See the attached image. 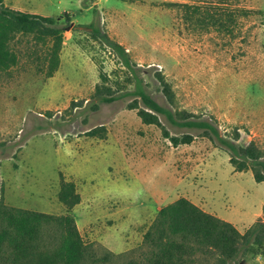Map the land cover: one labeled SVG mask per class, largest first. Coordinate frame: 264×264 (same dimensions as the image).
<instances>
[{"label":"rangeland","instance_id":"1","mask_svg":"<svg viewBox=\"0 0 264 264\" xmlns=\"http://www.w3.org/2000/svg\"><path fill=\"white\" fill-rule=\"evenodd\" d=\"M173 3L196 4L5 0L8 7L45 12L63 25L64 15H72L54 77L45 76L47 62L41 71V55L35 62L30 58V48L44 47L31 42L28 49L22 38L13 44L19 64L0 74V199L6 205L63 215L60 182L72 181L82 197L72 215L83 240L110 250L114 237L124 233L114 254L143 242L146 224L140 226L137 207H148V224L158 206L186 198L232 221L241 233L260 214L264 218V183L251 171L236 172L228 153L200 131L175 128L164 117V128L143 124L129 109L132 97L126 93L133 86L124 84L121 59L85 28L95 23L126 49L147 73L148 91L160 104L169 106L157 72L171 83L179 109L213 120L227 138L239 129L240 145L264 148V0H231L232 9L247 11L233 33L207 31ZM101 72L122 97L95 110ZM185 134L194 137L191 144L172 143ZM118 211H124L121 220L110 218ZM258 259L233 264H264Z\"/></svg>","mask_w":264,"mask_h":264},{"label":"trees","instance_id":"2","mask_svg":"<svg viewBox=\"0 0 264 264\" xmlns=\"http://www.w3.org/2000/svg\"><path fill=\"white\" fill-rule=\"evenodd\" d=\"M195 2L194 5L173 3V6L185 8L186 18L207 31L233 33L238 18L247 15V11L232 9L231 0ZM64 16L63 25L52 16L14 9L0 0V74L19 64L13 44L22 38L29 44L28 49L31 42L44 47L30 48V58L35 62L41 55L42 69L38 68L45 72L47 62L45 76L54 77L61 65L65 34L72 29V15ZM85 28L121 59L127 70L124 84L133 86L126 93L132 97L129 109L137 111L143 124L164 128L161 121L164 117L175 128L200 131L228 153L236 172L251 171L257 183H264V148L256 142L240 145L239 129L232 138H227L221 135L213 120L200 119L179 109L171 83L162 72H157L159 92L169 106L160 104L148 91L144 80L147 73L137 66L126 49L103 34L95 23ZM100 79L92 96L95 110L98 104H110L122 97L109 85L108 75L101 72ZM165 136L168 138L169 133L165 132ZM193 140L190 134L171 138L175 146L191 144ZM58 199L66 210L60 216L11 207L3 197L0 199V264H233L264 258V218L257 219L241 233L233 224L180 198L161 207L138 248L114 254L83 240L72 215L82 200L74 182L61 179Z\"/></svg>","mask_w":264,"mask_h":264},{"label":"crops","instance_id":"3","mask_svg":"<svg viewBox=\"0 0 264 264\" xmlns=\"http://www.w3.org/2000/svg\"><path fill=\"white\" fill-rule=\"evenodd\" d=\"M19 10V9H18ZM21 11H24V10H21ZM30 12V11H29ZM35 13V12H34ZM36 13H38V14H42V15H46V16H48V15H50V14H45V12H36ZM238 173H240V172H238ZM112 182V184H114L113 183V181H111ZM110 182V183H111ZM189 200V199H188ZM191 201V200H190ZM195 205H197L198 207H200L201 209H203L205 212H207V213H210V214H212V215H215V216H217L218 218H220V219H222V220H224V221H227V222H229V223H231V224H234L232 221H230V220H226V219H224V218H222V217H220V216H218V214H216L215 212H212L210 209H207V208H205V207H203V206H200L198 203H196V202H194V201H192ZM161 209V206H158V208L156 209V211L154 212V214H153V216H152V219L150 220V222L147 224V222H145V219L147 218V215H148V207H137V210H138V212H139V218H140V220L138 221L139 222V224H140V226H142L143 227V225H145L146 224V227L144 226V228H145V230L147 231L148 230V228H149V226L152 224V222H153V220L155 219V217H156V215H157V213L159 212V210ZM123 212V214H124V211H118V212H116V213H113L111 216H110V218H112L113 220H115V221H119V220H121V213ZM263 214H264V207H263ZM260 217H262V214H260V216H258V218L257 219H259ZM148 225V226H147ZM235 225V224H234ZM236 226V225H235ZM251 226V225H250ZM249 226V227H250ZM249 227H247L246 229H248ZM145 231V232H146ZM123 237H121V238H119L120 240H118V239H116L115 237H114V240H112V242H111V244H110V246H108L109 247V249L111 250V251H113L114 253L115 252H117V253H119L120 251H118L117 249H116V246H117V244L118 243H120V244H123L124 243V241L126 240L124 237H125V235H124V233H123V235H122ZM259 260V259H258Z\"/></svg>","mask_w":264,"mask_h":264}]
</instances>
